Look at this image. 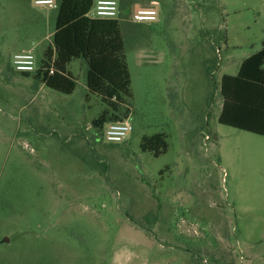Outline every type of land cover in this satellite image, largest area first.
I'll return each mask as SVG.
<instances>
[{
	"label": "rangeland",
	"instance_id": "1",
	"mask_svg": "<svg viewBox=\"0 0 264 264\" xmlns=\"http://www.w3.org/2000/svg\"><path fill=\"white\" fill-rule=\"evenodd\" d=\"M117 2L131 97L116 143L92 126L112 111L83 60L71 94L13 69L16 53L39 64L57 9L0 0V264H264V137L217 122L220 77L261 49L264 0ZM150 2L156 20L134 22ZM156 134L154 157L140 143Z\"/></svg>",
	"mask_w": 264,
	"mask_h": 264
},
{
	"label": "trees",
	"instance_id": "2",
	"mask_svg": "<svg viewBox=\"0 0 264 264\" xmlns=\"http://www.w3.org/2000/svg\"><path fill=\"white\" fill-rule=\"evenodd\" d=\"M93 1H58L51 43L32 74L44 87L71 94L75 82L67 66L73 60H83L87 91L99 96L112 111L105 109L92 121V126L99 132L105 123L121 120L115 112L130 99L131 82L123 54L119 18L87 17ZM261 47L242 61L236 75L221 76L219 95L222 105L217 122L264 137V39ZM20 74L28 77L31 73ZM166 147L162 134L143 137L140 143V150L150 152L154 157L164 153Z\"/></svg>",
	"mask_w": 264,
	"mask_h": 264
},
{
	"label": "built area",
	"instance_id": "3",
	"mask_svg": "<svg viewBox=\"0 0 264 264\" xmlns=\"http://www.w3.org/2000/svg\"><path fill=\"white\" fill-rule=\"evenodd\" d=\"M34 5L46 6L57 9L55 0H31ZM156 2H150L149 6L140 7L135 10L133 20L136 23L153 22L156 20ZM87 17L100 20H116L119 18L117 0H94L87 13ZM13 69L18 73H33L38 69L35 56L31 51L14 54L12 57ZM127 119L109 122L103 131V137L107 142H121L129 133Z\"/></svg>",
	"mask_w": 264,
	"mask_h": 264
},
{
	"label": "crops",
	"instance_id": "4",
	"mask_svg": "<svg viewBox=\"0 0 264 264\" xmlns=\"http://www.w3.org/2000/svg\"><path fill=\"white\" fill-rule=\"evenodd\" d=\"M55 17H56V15L54 16V22H55ZM37 23H38V24H41V23H42V20H37V21H35V22H34V25L37 24ZM53 31H54V30H53ZM53 31L50 33L49 36H52ZM261 48H262V47H261ZM258 51H259V50H258ZM258 51H256V52H258ZM254 53H255V52H254ZM16 54H17V53H16ZM252 54H253V53H252ZM252 54H250V55H252ZM250 55H248L247 57H249ZM247 57H246V58H247ZM246 58H244V59H246ZM244 59H243V60H244ZM243 60H242V61H243ZM242 61L240 62V64L242 63ZM240 64H239L238 67H237L238 69H239ZM237 68H236V69H237ZM238 69H237V71H238ZM237 71H235V74H233V75H231V76L236 75ZM222 75H229V74L224 73V74H222ZM220 78H221V77H220ZM221 105H222V101H221ZM220 110H221V106H220ZM219 113H220V112H219Z\"/></svg>",
	"mask_w": 264,
	"mask_h": 264
}]
</instances>
